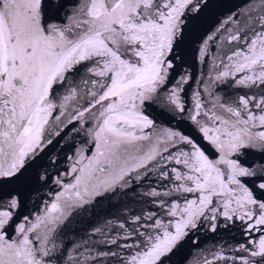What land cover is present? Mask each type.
Returning <instances> with one entry per match:
<instances>
[{
    "label": "snow or ice",
    "instance_id": "obj_1",
    "mask_svg": "<svg viewBox=\"0 0 264 264\" xmlns=\"http://www.w3.org/2000/svg\"><path fill=\"white\" fill-rule=\"evenodd\" d=\"M215 7L0 0V264H264V0Z\"/></svg>",
    "mask_w": 264,
    "mask_h": 264
},
{
    "label": "water",
    "instance_id": "obj_2",
    "mask_svg": "<svg viewBox=\"0 0 264 264\" xmlns=\"http://www.w3.org/2000/svg\"><path fill=\"white\" fill-rule=\"evenodd\" d=\"M246 3V0H216V7L212 11V13L206 18V21L204 23V26L201 31H205L211 26L216 23L218 19H222L224 16H226L229 12H233L236 10L241 9V7ZM199 39V34L193 38L192 47L194 48L195 40ZM189 64L191 65V70L194 77H197V71H196V65L193 59V54L191 51L189 52ZM199 78V77H198ZM199 87L198 85H190L188 91L186 92L187 96L191 95V91L195 88ZM152 115H157V113L153 112ZM163 123H166V121L163 118H160ZM235 236L236 240H239L240 237L233 234L228 233H219L213 236L212 234H208L205 236L203 233H201V240L205 244L206 248L213 247L214 243H218L220 245L224 244H232L234 243L233 237Z\"/></svg>",
    "mask_w": 264,
    "mask_h": 264
}]
</instances>
